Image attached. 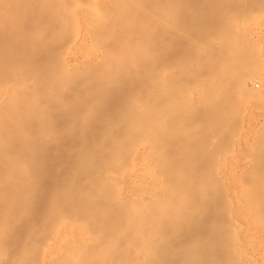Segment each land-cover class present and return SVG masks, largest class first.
I'll return each instance as SVG.
<instances>
[{
    "label": "bare ground",
    "instance_id": "bare-ground-1",
    "mask_svg": "<svg viewBox=\"0 0 264 264\" xmlns=\"http://www.w3.org/2000/svg\"><path fill=\"white\" fill-rule=\"evenodd\" d=\"M263 26L264 0H0V264H264V126L246 212L222 167Z\"/></svg>",
    "mask_w": 264,
    "mask_h": 264
},
{
    "label": "rangeland",
    "instance_id": "rangeland-1",
    "mask_svg": "<svg viewBox=\"0 0 264 264\" xmlns=\"http://www.w3.org/2000/svg\"><path fill=\"white\" fill-rule=\"evenodd\" d=\"M262 29L264 30V26L262 27ZM263 30L258 32V33L254 32L252 35L250 34V36L257 43L259 42L258 44L260 46H262V48H263L262 51L264 53V41H263L264 40V31ZM3 35H1V36H3ZM260 37H262V39ZM10 38H12V36L11 37L7 36L6 41H7V39H10ZM0 39H1V37H0ZM4 50H6V49L3 48V51ZM1 51H0V57L3 58V56H5V55L2 53L3 51L2 52ZM9 53H10V51H9ZM262 57H263V55H262ZM4 60L3 61L6 62V59H4ZM263 61H264V57H263ZM258 84L259 83L256 82L255 87H256V90L258 91V93L262 96L260 99L261 101L260 100H252V101L248 102V104L246 105V108L243 110V112L241 114V122H240L241 126L240 127L243 129H239L237 132V135H236L237 136L236 141L238 144L236 146H234V152H231L230 154L225 156L226 158L225 157L223 158V160L226 159V161L225 162L222 161L224 163V164L222 163V167L225 170L233 169L235 171L233 181L231 183L232 184V190L231 189H229V190L233 191V193L231 194L232 199L234 201H237L238 204L241 206V208H243V210L245 212L247 211V204L245 201L244 193L240 189V183H241L240 173L244 168H246L245 166L252 164L248 160L252 158V155L254 156V145H253L254 139H255L254 136L256 135V132L259 131L258 129H260V126L261 125L264 126V68H263V74H262V81L260 82L261 85L260 84L258 85ZM256 106H261L262 110L261 111L256 110L255 109ZM251 112H253L254 118L251 121V124H248L247 118L250 117ZM247 126L251 127V128L253 127V130L252 131L246 130ZM253 131H255V132H253ZM246 138L248 139V142H249L248 145L244 144ZM184 156H186V155L182 154V152H181L180 158H182V159L186 158ZM0 162H2V161H0ZM1 169L2 168H0V174L2 172H4V169L3 170H1ZM120 182H121V184H123V186H125V185L126 186H132L133 187L131 189L132 192H137V188H136L137 186L136 185L139 184V178L137 176H135L134 174H129V175L124 176L120 180ZM147 184H149L150 190L153 191L152 183L150 182ZM238 222L240 225H243V222L240 219H238ZM255 233H256V236L258 237V239H259V241L263 247L264 246V238H263L261 228L256 230Z\"/></svg>",
    "mask_w": 264,
    "mask_h": 264
}]
</instances>
